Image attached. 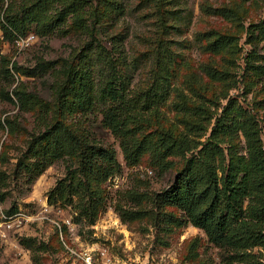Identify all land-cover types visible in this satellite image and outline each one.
<instances>
[{
  "label": "trees",
  "instance_id": "trees-1",
  "mask_svg": "<svg viewBox=\"0 0 264 264\" xmlns=\"http://www.w3.org/2000/svg\"><path fill=\"white\" fill-rule=\"evenodd\" d=\"M147 1L154 6L161 34L156 31L150 40L153 46L146 51L150 81L136 87L124 65V33L110 34V47L99 36L101 27L123 11L125 0H0L1 60L3 39L11 41L29 31L43 36L76 30L89 37L60 69L49 61L51 99L21 85L14 88L20 109L34 116L31 131L23 126L29 134L14 175H25L32 182L48 165L63 160L65 175L50 191L48 201L74 203L79 216L93 223L109 197L103 184L121 169L115 148L100 142L93 132L100 123L118 140L127 164L147 156L152 167L175 170L171 184L154 199L159 206L180 211L179 216L165 212L166 220L201 228L221 249L219 264H264V141L259 120L231 98L221 105L220 97H227L226 90L234 85L223 64L213 60L201 64L203 82L181 79L186 92L175 84L176 59L165 36L173 26L168 21L176 18L177 11L168 5L176 0ZM212 11L226 18L238 16L232 7ZM247 30L264 43V17L250 22ZM203 37L212 55L221 56L236 47L233 34L209 30ZM39 64L38 69H46L44 60ZM13 68L27 75L36 72L21 70L15 63ZM251 68L256 76L264 74L262 63H252ZM10 75L8 66H0V79ZM1 83L0 95L14 101ZM169 101L172 117L162 109ZM4 120L10 133L19 130L14 117ZM0 127H4L1 120ZM7 185L8 172L0 167V201ZM114 208L122 220L145 215L142 209H124L119 204ZM5 211L13 214L17 207ZM29 239L32 247L34 239ZM47 243L39 245L46 248ZM256 247L262 250L255 252Z\"/></svg>",
  "mask_w": 264,
  "mask_h": 264
},
{
  "label": "rangeland",
  "instance_id": "rangeland-1",
  "mask_svg": "<svg viewBox=\"0 0 264 264\" xmlns=\"http://www.w3.org/2000/svg\"><path fill=\"white\" fill-rule=\"evenodd\" d=\"M124 3L123 11L101 27L99 36L110 47L108 36L117 31L124 33L121 43L124 65L132 74L134 85L144 86L150 81L146 51L152 48L150 40L155 38L156 31L157 35L161 34L156 11L147 0ZM218 6L237 9L238 16L226 18L212 11ZM168 7L177 10L176 18L168 21L173 26L170 25L165 36L170 39L176 59L175 84L186 92L181 79L205 80L201 64L213 60L225 65L234 85L226 90L227 97H220L221 105L231 98L251 109L259 120L264 141V74L256 76L251 68L252 63L264 64V43L247 30L250 22L264 17V0H176ZM209 30L233 34L234 51L223 52L221 56L210 54L203 37ZM88 38L76 30L65 35L58 32L43 36L29 31L11 41H2L4 59L0 57V66H8L11 75L9 79L1 77L0 82L14 101L0 95V120L4 126L0 127V167L8 172L6 196L0 201V264H83L84 250H89L99 264H219L221 249L208 240L201 228L166 220L165 212L179 216L180 211L159 206L154 200L157 192L171 184L175 170L152 167L147 156L139 163L127 164L118 140L100 123H96L93 132L100 142L115 148L121 169L103 184L109 197L105 210L93 223L79 216L74 203L64 199L48 201L50 191L65 175L63 160L48 165L32 182L25 175H14L17 157L24 150L29 134L23 126L31 131L34 122L30 110L20 109L14 88L21 85L43 99H51L53 78L49 65L55 64L60 69ZM42 60L46 62L45 70L38 69ZM14 63L21 70L36 72L33 75L18 72L13 68ZM162 109L167 116H173L170 101ZM220 109L221 106L218 113ZM6 116L19 122L16 133H10ZM116 204L124 209H142L145 215L122 220L114 208ZM13 205L17 207L16 214H8L5 210ZM29 238L34 239L32 247L28 245L32 243ZM41 241H48V246L43 248L39 245ZM101 250L105 251L104 256L100 255ZM259 250L262 249L254 248L255 252Z\"/></svg>",
  "mask_w": 264,
  "mask_h": 264
},
{
  "label": "built area",
  "instance_id": "built-area-1",
  "mask_svg": "<svg viewBox=\"0 0 264 264\" xmlns=\"http://www.w3.org/2000/svg\"><path fill=\"white\" fill-rule=\"evenodd\" d=\"M13 214L15 215L16 212L13 213ZM13 214H11V215H13ZM104 254H105V251L104 250H101L100 255L101 256H104ZM81 258H82L83 264H99V263H97L96 260H94L92 254H91V252L89 250H84L81 253Z\"/></svg>",
  "mask_w": 264,
  "mask_h": 264
}]
</instances>
